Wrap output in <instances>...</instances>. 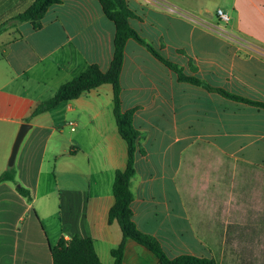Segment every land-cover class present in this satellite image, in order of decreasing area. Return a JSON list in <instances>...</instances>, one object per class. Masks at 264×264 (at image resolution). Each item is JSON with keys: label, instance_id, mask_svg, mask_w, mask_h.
<instances>
[{"label": "crops", "instance_id": "obj_1", "mask_svg": "<svg viewBox=\"0 0 264 264\" xmlns=\"http://www.w3.org/2000/svg\"><path fill=\"white\" fill-rule=\"evenodd\" d=\"M124 1L134 15L131 27L163 58L189 75L194 67V75L214 87L264 102V0ZM217 10L229 21H220ZM41 23L37 30L23 22L13 34H0L6 35L0 123L33 129L19 146L15 181L0 183V264H52L50 245L74 235L91 238L101 262L113 264L110 252L122 235L107 216L127 145L116 125L97 126L113 115L111 86L24 119L89 65L108 70L115 27L97 0H62ZM120 86L122 110L135 109L132 124L144 150L136 153L130 184L138 229L156 237L170 258L264 264V110L179 81L131 39ZM68 116L75 120L72 131L63 121L75 135L63 143L57 129ZM6 157L0 154V173L8 169ZM49 168L59 203L44 200L35 211L43 173L42 198L51 188ZM17 185L30 191L31 202ZM53 216L62 230L50 225ZM157 262L145 247L126 241L122 264Z\"/></svg>", "mask_w": 264, "mask_h": 264}, {"label": "trees", "instance_id": "obj_2", "mask_svg": "<svg viewBox=\"0 0 264 264\" xmlns=\"http://www.w3.org/2000/svg\"><path fill=\"white\" fill-rule=\"evenodd\" d=\"M62 0H32V2L21 12H18L9 21L10 26H16L23 22H29L33 29L42 27V18L48 8ZM104 15L113 22L115 34L113 39V55L106 72L100 70L98 65L92 64L81 74L70 81L62 84L57 91L48 99L38 103L31 114L24 119L29 122L30 118L41 113L57 108L61 103L77 99L91 90L109 84L112 88L113 116L118 134L127 145V161L124 169L116 170L112 182L113 204L108 210L107 222H116L121 231V240L116 248L111 250L113 264H122L125 244L128 239L145 247L158 259L157 264H217L213 258L197 257L190 254H182L173 258L168 257L159 240L138 229L133 219L131 207L133 194L130 189L131 179L135 174L136 153L143 154L144 150L138 144L139 131L132 124V114L135 109L123 111L120 99V72L124 61V49L128 40H133L146 47L148 51L162 62L166 67L177 74L179 81L188 82L194 85L203 86L205 89L217 92L232 101L254 106L264 110V102L245 98L230 93L222 88L214 87L201 80L195 74V68L191 67V75L184 73L179 67L163 58L152 46L148 45L140 34L131 27L129 19L133 13L128 9L124 0H97ZM8 22L0 23V34L6 31ZM14 167L0 173V183L15 181ZM16 191L31 202L30 191L22 185L16 186ZM52 264H104L99 259L91 238H81L77 235L69 239L60 237L57 242L49 247Z\"/></svg>", "mask_w": 264, "mask_h": 264}, {"label": "rangeland", "instance_id": "obj_3", "mask_svg": "<svg viewBox=\"0 0 264 264\" xmlns=\"http://www.w3.org/2000/svg\"><path fill=\"white\" fill-rule=\"evenodd\" d=\"M32 2V0H0V23L3 22H8V28L6 31H9L13 34L14 31V26H10L11 23H13V21H9L10 18H12L14 15H16L18 12H21L22 10H24L30 3ZM6 35H2L0 36V55L2 53V47H1V42L4 41ZM4 64L0 61V79L3 78V73H4ZM3 83V81H2ZM53 113L52 115L57 116L55 113L56 112H51ZM67 123L69 121H75L74 118H72L71 116L65 117V119H61L59 121V125H58V129L57 132L58 134V139H60L63 143H66L67 140L69 138H71L73 135H75V132H71L69 130V127L65 125L64 121ZM97 126H111V127H115V121H114V117L113 115L110 116V120H106L101 124H97ZM19 127H17V129L15 130L14 127L6 124V123H0V154L3 153L6 157V164L8 162V157L15 139V136L17 134ZM79 128L77 127V131L78 132ZM33 131V129H30L28 131V133L25 135L22 144L29 138L30 133ZM18 156V152L16 154V158ZM15 158V160H16ZM16 161L14 162L13 167H15ZM45 168V167H44ZM15 169V168H14ZM53 170L51 168L48 169L47 171V176L49 179V183H50V190L49 193L47 194L48 197L46 198H42V195L40 194V191L43 190V182L45 181V173L42 174L41 177V182L39 185V192L37 197L34 199V210H39V206H41L42 202L44 200L48 201L51 200L52 204H55L56 206H58L59 203V191L55 186V182H54V178H53ZM51 177V180H50ZM30 189V188H29ZM47 222V221H46ZM47 224V223H46ZM52 224L54 225L55 229L57 231L62 230L63 226H62V222L59 219V217L57 216H53L51 218V222L50 225L52 226ZM48 225V224H47ZM49 226V225H48ZM65 229H70L69 226L64 225Z\"/></svg>", "mask_w": 264, "mask_h": 264}, {"label": "water", "instance_id": "obj_4", "mask_svg": "<svg viewBox=\"0 0 264 264\" xmlns=\"http://www.w3.org/2000/svg\"><path fill=\"white\" fill-rule=\"evenodd\" d=\"M30 128H31V125L29 123L20 124L19 129H18L17 134H16L15 139H14L9 157H8V162H7L8 168L13 167L19 146H20L25 134L27 133V131Z\"/></svg>", "mask_w": 264, "mask_h": 264}, {"label": "built area", "instance_id": "obj_5", "mask_svg": "<svg viewBox=\"0 0 264 264\" xmlns=\"http://www.w3.org/2000/svg\"><path fill=\"white\" fill-rule=\"evenodd\" d=\"M217 17L220 21L222 22H228L230 17L227 13L223 12L222 10H217ZM68 126H70V130L72 131L74 129V123L69 121L68 123Z\"/></svg>", "mask_w": 264, "mask_h": 264}]
</instances>
